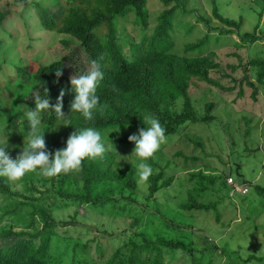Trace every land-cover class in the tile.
<instances>
[{
	"label": "rangeland",
	"instance_id": "rangeland-1",
	"mask_svg": "<svg viewBox=\"0 0 264 264\" xmlns=\"http://www.w3.org/2000/svg\"><path fill=\"white\" fill-rule=\"evenodd\" d=\"M216 4L219 15L240 23L238 29L225 25L215 17L211 0H172L168 5L161 0H147L148 29L154 26L160 12L175 6L172 34L175 51L184 54L186 44L195 43L208 34L209 41L201 54L219 61L224 72L230 71L227 65L239 62L241 66L236 76L240 77L246 62L264 59V0H217ZM1 6L9 9L10 13L0 28V104L4 105L7 100L8 107L6 115H0V130L16 134L18 129L8 119L21 104L31 99L35 88L30 75L25 79L15 76L9 82L13 89L7 88L5 80L15 73L14 64L25 67L29 72L61 57H64L70 71L83 67L87 69L89 64L83 52L77 49V39L68 34L44 30L31 7L17 4L15 0H0ZM123 28L126 33L121 34L122 37L138 38L140 27L131 20ZM221 30L224 33L216 40ZM246 32H255L259 37L254 41H241L239 35ZM62 38L71 43L64 46ZM185 54L196 55L197 52L188 50ZM248 73L253 81H257L255 69L249 68ZM220 74V71L211 72L214 78ZM204 86L201 84L190 92L199 113L203 112L202 104L197 101ZM257 87L259 98L253 106L248 93L233 102L236 91L228 93L208 87L211 98L218 102V108L212 111L217 120L211 124L186 123L175 133L166 135L167 142L146 163L153 173H163L158 184L171 176L173 181L152 196L148 195L147 182L139 181L135 165L140 163V158L132 153L135 144H112L113 139L129 133L128 128L102 134L103 142L111 145V170L115 172L125 165L134 166L137 187L135 190H123L122 197V187L116 183L107 179L95 183L94 192L118 201L107 203L102 213L66 198L63 202L67 205L58 207V204L63 205L59 198L56 201L45 192H33L36 199L31 206H27L28 211L36 212L34 209L37 207L46 208L51 217L69 222L65 227L57 226L61 233H68L56 234L43 258L53 264H70L71 260L78 263L83 259L88 264H105L118 249L124 255L134 242L140 245L143 234L152 238L162 235L179 238L193 248L190 258L188 252L181 248L174 252L173 257L165 255L167 264H264V194L260 195L255 188L256 185L264 187V82L257 83ZM173 106L180 112L182 100H176ZM18 142L22 140L19 138ZM235 162L241 165L240 174L228 177L223 170H232ZM198 171L216 178V183L198 199L205 203L218 201V204L216 210L210 209L198 217L183 216L176 206L184 202L187 192L196 182V178H190L189 174ZM30 172L25 173L26 177ZM82 176V170L67 174L61 172L54 176L52 188L54 192L81 191ZM31 178L39 179L36 175ZM243 179L249 180L250 186L240 184ZM28 182L29 179L26 181L23 178L12 182L13 189L24 193ZM49 184L46 182V186ZM38 188L44 190L43 185ZM14 198L13 202L21 200ZM13 202H9L8 207L11 208ZM6 203V199L0 198V209ZM76 211L78 214L71 222ZM163 214L183 223V229L178 231L164 225L160 220ZM36 227L39 229L41 223ZM18 230H21L20 227L14 228V231ZM29 231H33V226ZM84 242H87L85 252L79 253ZM73 250L78 252L75 258L72 257ZM250 254L255 257L245 262Z\"/></svg>",
	"mask_w": 264,
	"mask_h": 264
},
{
	"label": "trees",
	"instance_id": "trees-1",
	"mask_svg": "<svg viewBox=\"0 0 264 264\" xmlns=\"http://www.w3.org/2000/svg\"><path fill=\"white\" fill-rule=\"evenodd\" d=\"M15 1L24 7H31L44 30L68 34L77 39V49L83 52L87 63L90 65L95 60L104 73V78L99 82L96 90L99 103L93 110V119L89 121L85 120L81 113L70 111V103L75 96L70 84V77L83 74L87 70L86 68L70 71L66 66L64 57L55 59L47 65H40L33 72H29L19 64H14L15 73L5 80L7 88L12 86L9 85V82L15 76L25 79L26 76L30 75L35 88L33 94L40 95L42 99H48L51 105L56 104L60 91H64L62 111H64L65 117L63 120L56 118L52 108L39 113L40 129L42 132L44 131L46 150L50 153L54 154L57 149L65 148L69 135L75 130L79 131L86 127L95 128L101 132V135L109 130L128 128L130 132L113 139L112 144L114 146L134 144L128 140V137L134 133L138 134L140 128L147 127L143 121L146 114H154L159 119L166 130V135L175 133L186 123L211 124L217 120L212 111L218 108V102L211 98V90L208 88L210 86L219 89L221 92L232 93L236 91L233 102L238 98H243L244 94L248 93L251 106H253L259 98L257 83L264 82V59H251L246 62L241 76L237 77V69L241 66L239 62L227 65L230 71L224 72L219 61L201 54L209 41L208 34L195 43L186 44L185 53L188 50L196 51V55H186L185 53L180 55L175 51L172 36L175 6L160 12L154 26L148 29L147 0ZM161 1L168 5L172 0ZM211 1L215 17L225 25L238 29L240 23L219 15L217 0ZM4 6L6 7V4ZM4 6L0 7V28L10 13L9 9L3 8ZM130 20L140 27L138 38L127 39L121 36V34L126 33L123 27ZM118 28H120V32ZM221 33H224L223 30L216 35V40ZM239 37L241 41H254L259 36L255 32H246L240 34ZM61 42L66 47L71 43L66 38H62ZM126 45L127 49L125 50ZM249 68L255 69L257 81L251 79L248 73ZM58 69L62 73L59 77L56 76ZM213 71H220V76L212 77L211 72ZM112 84L116 85L118 91L111 89ZM201 84L205 86L202 88L201 97L197 101L202 104L203 112L199 113L194 106L190 92ZM178 99L182 100L180 112L173 106ZM7 109L6 100L4 105L0 104L1 117L6 115ZM28 110H35L33 96L21 104L20 108L8 119L18 129L16 134H8L4 129L0 130V146L7 143L6 151L13 159L22 152L23 147L27 144L30 131V122L26 116ZM65 120L70 121L71 124L63 125ZM4 125L5 128H8L6 124ZM2 138L5 139L2 141ZM19 138L22 140L20 143L18 142ZM112 156L108 151L103 158H85L82 161L83 183L81 191L78 192H64L63 190L54 192L52 188L54 176L45 177L37 169L31 171L28 177L26 175L22 177L24 180L29 179L30 181L25 186L24 193L23 191L22 193L15 191L12 182L8 181L6 177H0V198L7 200L5 206L0 209V264H53L45 260L43 256L52 245L56 234L67 235L68 233V231L61 233L57 226L65 227L69 222L51 217L46 208L37 207L34 209L37 210L36 212L27 210V206H31L36 199L32 195L33 192H45L56 201L59 198L63 205L58 204V207L67 205L66 202H63L66 198L78 203V205L86 204L92 210L102 213L101 210L107 203L113 201L117 203L118 201L113 200L115 198H106L103 194L94 192L95 183L103 179L116 183L122 187L120 190L122 197H124L123 190H135L137 187L135 167L125 165L113 172L109 166ZM240 169L241 165L235 162L232 170L224 169L223 173L228 177H234L236 174H240ZM162 174V172L152 173L149 177L147 181L149 196H152L162 187L169 186L173 181L171 176L158 184ZM34 175L38 176L39 179L31 178ZM189 176L192 179L196 178V182L187 192L184 202L176 206L178 213L183 216L198 217L210 209L216 210L218 201L205 203L198 199L205 194L210 186L216 183L215 176L202 174L201 171L190 173ZM46 182H50V186H46ZM225 183L226 179L223 180L224 185ZM239 183L250 186V181L247 179H243ZM39 185H43L44 190L38 188ZM59 185H62L61 181ZM255 188L260 195L264 194V187L256 185ZM14 197H19L21 200L13 202L12 198ZM9 202H13L11 208L8 207ZM174 213L177 215L176 212ZM77 214V211L74 212L71 222L75 220L74 217ZM160 220L164 225L178 231H181L182 226H184L183 223L176 222L164 214ZM2 222L4 223L1 224ZM38 223H41L39 229L36 227ZM31 226H33L32 232L29 231ZM15 227H20L21 230L14 231ZM11 238L13 240H10ZM141 238L140 245L134 242L124 255L118 249L105 264H167L165 255L168 254V256L173 257L174 252L180 248L188 252V258L193 255V248L179 238L163 235L152 238L143 234ZM86 245L87 242L81 245L83 249L79 253L85 252ZM77 253L73 250L72 257L75 258ZM254 257L250 254L244 261H250ZM73 262L71 260L70 264H88L85 259L78 260V263Z\"/></svg>",
	"mask_w": 264,
	"mask_h": 264
},
{
	"label": "clouds",
	"instance_id": "clouds-1",
	"mask_svg": "<svg viewBox=\"0 0 264 264\" xmlns=\"http://www.w3.org/2000/svg\"><path fill=\"white\" fill-rule=\"evenodd\" d=\"M62 73L59 69L56 76ZM104 78L100 65L93 60L87 70L80 75L70 77V84L75 92L74 99L70 103L71 112H79L85 120L93 119V110L99 103L96 90L99 82ZM113 91H118L115 84L111 85ZM47 91V89H46ZM35 110H28L26 116L30 122L27 144L15 159L11 158L6 151L8 144L0 146V177H6L10 182L22 179L26 172L37 168L45 177H53L61 172H78L81 170L82 161L85 158H103L104 154L111 151V145H106L102 140L101 132L92 127L73 131L66 141V147L57 149L54 154L46 150L44 131L40 129L41 119L39 113L45 109L52 108L58 120L65 117L63 109L64 91L61 90L55 105H51L48 99H42L40 95L33 94ZM147 127L140 128L138 134L128 137L134 142L132 153L140 158L136 166L139 181L147 182L153 173L151 166L146 161L151 158L167 142L166 130L154 114H146L143 117ZM71 124L64 121L63 125ZM51 157V158H50Z\"/></svg>",
	"mask_w": 264,
	"mask_h": 264
}]
</instances>
